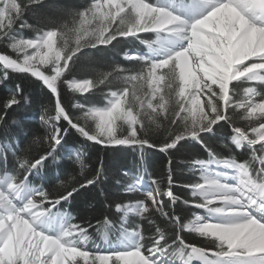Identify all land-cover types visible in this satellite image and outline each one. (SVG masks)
<instances>
[{
  "label": "snow or ice",
  "instance_id": "obj_1",
  "mask_svg": "<svg viewBox=\"0 0 264 264\" xmlns=\"http://www.w3.org/2000/svg\"><path fill=\"white\" fill-rule=\"evenodd\" d=\"M46 6L0 0V264H264V50L215 67L264 0Z\"/></svg>",
  "mask_w": 264,
  "mask_h": 264
},
{
  "label": "trees",
  "instance_id": "obj_2",
  "mask_svg": "<svg viewBox=\"0 0 264 264\" xmlns=\"http://www.w3.org/2000/svg\"><path fill=\"white\" fill-rule=\"evenodd\" d=\"M83 3V0H46V8L43 10L42 14L47 20L52 21H61L63 18L59 14V9H68V8H74L78 6L79 4ZM30 22L32 20L31 17H29ZM25 35H31V33H25ZM86 63V62H85ZM35 95H36V102L27 110V115L29 117V124L30 125H38L39 123V114L41 112L40 104L44 101V97L40 92L39 88L35 89ZM97 155L104 156L106 166L109 170L108 175L105 177V185L111 189L112 185L115 184V176L118 173V169L124 165L131 167L133 163V153L131 150L125 151V152H118V153H112L108 152L107 155H105L103 147L102 146H96V148L90 149L88 152V156L90 157L88 168L91 169L93 167H99L97 162ZM163 162V156L162 154L157 153L156 154V160L154 163L155 167H160V165ZM79 172V166H77V173ZM183 175L187 176L188 172L187 170L184 171ZM121 198H124L121 196ZM73 211V214H76V208L73 207L71 209Z\"/></svg>",
  "mask_w": 264,
  "mask_h": 264
},
{
  "label": "bare ground",
  "instance_id": "obj_3",
  "mask_svg": "<svg viewBox=\"0 0 264 264\" xmlns=\"http://www.w3.org/2000/svg\"><path fill=\"white\" fill-rule=\"evenodd\" d=\"M260 50H264V41H261V43L259 45H257L255 42V37H252L249 39V41H247L244 44V46L239 50V52H235V53L233 51L229 52L228 56L226 57V60L228 62L227 68H225L224 66H222L220 64H215V67L219 68L224 73V77H222V78H224L226 80L228 73H229V70H230L231 63L233 62V60H232L233 54H235L236 62H239V61L243 60L249 54H252L254 51H260ZM182 64H183L182 69H183V72L185 75H188V74L194 75L192 65L190 62L185 60L182 62Z\"/></svg>",
  "mask_w": 264,
  "mask_h": 264
},
{
  "label": "rangeland",
  "instance_id": "obj_4",
  "mask_svg": "<svg viewBox=\"0 0 264 264\" xmlns=\"http://www.w3.org/2000/svg\"><path fill=\"white\" fill-rule=\"evenodd\" d=\"M182 74H183V78H184L186 83H191L195 79L194 75H192V74L185 75L183 72V69H182Z\"/></svg>",
  "mask_w": 264,
  "mask_h": 264
}]
</instances>
